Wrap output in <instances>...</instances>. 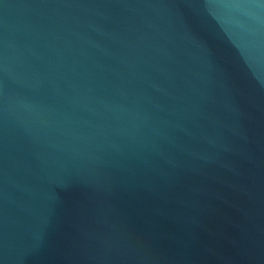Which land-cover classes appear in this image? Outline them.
I'll list each match as a JSON object with an SVG mask.
<instances>
[{"label":"water","instance_id":"95a60500","mask_svg":"<svg viewBox=\"0 0 264 264\" xmlns=\"http://www.w3.org/2000/svg\"><path fill=\"white\" fill-rule=\"evenodd\" d=\"M0 264H264V0H0Z\"/></svg>","mask_w":264,"mask_h":264}]
</instances>
